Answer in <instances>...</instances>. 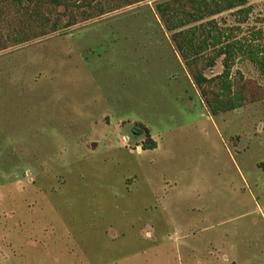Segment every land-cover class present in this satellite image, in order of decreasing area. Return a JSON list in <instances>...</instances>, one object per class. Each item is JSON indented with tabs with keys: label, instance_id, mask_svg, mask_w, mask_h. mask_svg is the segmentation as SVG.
Returning a JSON list of instances; mask_svg holds the SVG:
<instances>
[{
	"label": "rangeland",
	"instance_id": "obj_1",
	"mask_svg": "<svg viewBox=\"0 0 264 264\" xmlns=\"http://www.w3.org/2000/svg\"><path fill=\"white\" fill-rule=\"evenodd\" d=\"M66 1L0 15V264H264V99L212 115L163 0ZM247 3L205 21L264 56ZM229 78L264 88L246 53Z\"/></svg>",
	"mask_w": 264,
	"mask_h": 264
},
{
	"label": "trees",
	"instance_id": "obj_2",
	"mask_svg": "<svg viewBox=\"0 0 264 264\" xmlns=\"http://www.w3.org/2000/svg\"><path fill=\"white\" fill-rule=\"evenodd\" d=\"M102 1L97 0L99 15L105 11ZM143 1L146 0H131L129 4ZM47 3L67 5L66 0H0V15L4 8L13 6L17 10H22L24 14L34 17L39 7ZM78 4L79 7L89 6V2L83 0H78ZM247 4V0H163L155 4V10L165 29L174 31L172 41L186 65L193 68L191 71L193 81L209 105L212 115L241 108L249 102L264 99L263 87L251 80L234 79L232 81L229 78L233 60L238 54L244 53L264 73V56L258 50L259 45H250L245 50L244 45L239 41L229 42V33L218 28L214 19L205 21L225 11L235 10L237 22L243 23L250 12ZM71 25H73L71 21L63 25H53L52 31H62ZM257 35L258 33H253L251 42L258 40ZM26 37H16L15 43L21 42ZM220 57H223V71L213 78L204 77L202 71L206 67L214 66L215 61ZM202 58L205 64L200 67ZM209 95H212L211 99H208ZM155 147V142L151 141L149 145L143 146V150Z\"/></svg>",
	"mask_w": 264,
	"mask_h": 264
},
{
	"label": "crops",
	"instance_id": "obj_3",
	"mask_svg": "<svg viewBox=\"0 0 264 264\" xmlns=\"http://www.w3.org/2000/svg\"><path fill=\"white\" fill-rule=\"evenodd\" d=\"M187 235H190V234H187ZM187 235H185V236H187ZM185 236H181V237H185ZM185 255H186V264H197V263H195V261L192 260L193 259V257H192L193 250L192 249H188V251H186Z\"/></svg>",
	"mask_w": 264,
	"mask_h": 264
}]
</instances>
